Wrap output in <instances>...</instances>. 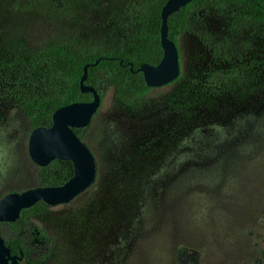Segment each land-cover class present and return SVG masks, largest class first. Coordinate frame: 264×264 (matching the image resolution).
Segmentation results:
<instances>
[{
	"label": "rangeland",
	"instance_id": "obj_1",
	"mask_svg": "<svg viewBox=\"0 0 264 264\" xmlns=\"http://www.w3.org/2000/svg\"><path fill=\"white\" fill-rule=\"evenodd\" d=\"M115 5L0 0V57L54 37L106 42ZM224 24L217 11L205 17L213 34ZM249 40L243 57L253 75L241 85L201 91L206 71L228 62L183 32L178 81L132 108L104 92L82 138L96 161L94 182L30 216L51 239L40 264H264V37ZM29 133L21 110L0 102V197L39 185Z\"/></svg>",
	"mask_w": 264,
	"mask_h": 264
},
{
	"label": "trees",
	"instance_id": "obj_2",
	"mask_svg": "<svg viewBox=\"0 0 264 264\" xmlns=\"http://www.w3.org/2000/svg\"><path fill=\"white\" fill-rule=\"evenodd\" d=\"M114 1L116 5L107 19L106 42L54 37L35 50L0 57V102L18 107L30 130L50 125L53 111L62 105L91 100L90 92L80 91L79 78L83 65L96 59L98 62L87 68L85 83L97 90L100 103L104 92L111 88L119 102L132 108L154 88L145 83L142 72L136 69L144 62L157 64L163 55L159 30L161 7L166 0ZM211 11L224 16L221 34H213L205 25V17ZM167 25L168 37L177 47L181 33H193L213 59L228 62L207 70L200 81L201 91L218 92L233 84L241 85L253 75V64L245 60L243 52L250 46V37H264V0H191L169 15ZM243 33L247 36L240 37ZM180 77L181 64L178 76L168 84ZM196 96L193 93L192 97ZM87 127H73V131L82 139ZM36 167L39 185H59L73 174L68 160L53 159ZM48 206L39 200L21 209L15 220L0 222L1 236L11 254L22 252V259L33 264L49 257L50 237L30 220V216L42 213Z\"/></svg>",
	"mask_w": 264,
	"mask_h": 264
},
{
	"label": "water",
	"instance_id": "obj_3",
	"mask_svg": "<svg viewBox=\"0 0 264 264\" xmlns=\"http://www.w3.org/2000/svg\"><path fill=\"white\" fill-rule=\"evenodd\" d=\"M191 0H166L161 7L160 43L163 55L157 64L141 63L137 71L142 72L145 83L151 87L165 85L174 80L180 72L177 45L168 37L167 19ZM85 63L79 78L80 91L90 92L91 100L73 101L56 108L51 115V124L37 126L30 130L27 151L30 159L38 166H44L53 159L71 161L73 174L59 185H36L22 191H9L0 197V222L13 221L23 208L42 200L48 205L67 203L88 188L95 180L96 161L89 146L73 131V127L87 126L100 105L97 90L85 83ZM130 69L132 64L129 62ZM20 254H11L0 233V264H21Z\"/></svg>",
	"mask_w": 264,
	"mask_h": 264
},
{
	"label": "flooded vegetation",
	"instance_id": "obj_4",
	"mask_svg": "<svg viewBox=\"0 0 264 264\" xmlns=\"http://www.w3.org/2000/svg\"><path fill=\"white\" fill-rule=\"evenodd\" d=\"M179 51V50H178ZM180 60V59H179ZM179 64H180V62H179ZM168 84V83H167ZM163 86V85H162ZM159 87V86H158ZM82 140V139H81Z\"/></svg>",
	"mask_w": 264,
	"mask_h": 264
}]
</instances>
